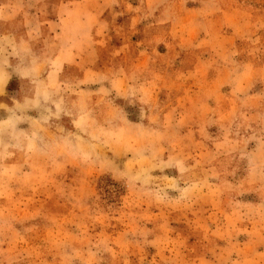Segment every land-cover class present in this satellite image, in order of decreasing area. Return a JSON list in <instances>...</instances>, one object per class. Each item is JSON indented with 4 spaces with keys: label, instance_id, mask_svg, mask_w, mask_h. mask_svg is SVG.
Segmentation results:
<instances>
[{
    "label": "rangeland",
    "instance_id": "rangeland-1",
    "mask_svg": "<svg viewBox=\"0 0 264 264\" xmlns=\"http://www.w3.org/2000/svg\"><path fill=\"white\" fill-rule=\"evenodd\" d=\"M0 264H264V0H0Z\"/></svg>",
    "mask_w": 264,
    "mask_h": 264
}]
</instances>
